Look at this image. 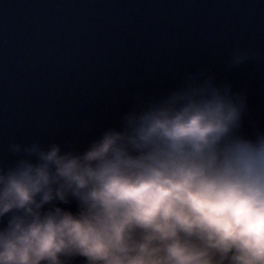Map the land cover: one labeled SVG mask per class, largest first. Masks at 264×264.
Segmentation results:
<instances>
[{"label":"clouds","instance_id":"clouds-1","mask_svg":"<svg viewBox=\"0 0 264 264\" xmlns=\"http://www.w3.org/2000/svg\"><path fill=\"white\" fill-rule=\"evenodd\" d=\"M245 106L190 77L82 154L23 149L35 161L0 170V264H264V132H241Z\"/></svg>","mask_w":264,"mask_h":264},{"label":"water","instance_id":"water-1","mask_svg":"<svg viewBox=\"0 0 264 264\" xmlns=\"http://www.w3.org/2000/svg\"><path fill=\"white\" fill-rule=\"evenodd\" d=\"M197 76L244 98L243 134L264 132V0H0V170L33 144L82 154Z\"/></svg>","mask_w":264,"mask_h":264}]
</instances>
